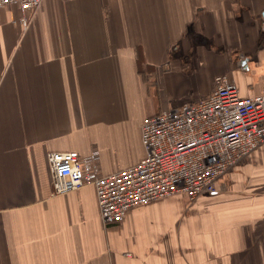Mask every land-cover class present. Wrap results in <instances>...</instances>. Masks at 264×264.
<instances>
[{
	"label": "crops",
	"instance_id": "0c3cea01",
	"mask_svg": "<svg viewBox=\"0 0 264 264\" xmlns=\"http://www.w3.org/2000/svg\"><path fill=\"white\" fill-rule=\"evenodd\" d=\"M263 11L264 0H42L24 29L15 5L1 7L0 264H264V144L216 193L153 200L111 224L91 184L54 194L46 160L95 149L112 173L142 158L144 116L207 95L215 75L262 92Z\"/></svg>",
	"mask_w": 264,
	"mask_h": 264
},
{
	"label": "built area",
	"instance_id": "2783aa9c",
	"mask_svg": "<svg viewBox=\"0 0 264 264\" xmlns=\"http://www.w3.org/2000/svg\"><path fill=\"white\" fill-rule=\"evenodd\" d=\"M42 0H0L15 5V21L27 28ZM242 59L240 60V62ZM143 157L103 173L98 151H48L54 194L94 187L104 224L120 222L128 209L174 195L195 200L217 191L218 179L264 144V90L242 96L225 74L196 101L146 115L139 124Z\"/></svg>",
	"mask_w": 264,
	"mask_h": 264
},
{
	"label": "rangeland",
	"instance_id": "374dc122",
	"mask_svg": "<svg viewBox=\"0 0 264 264\" xmlns=\"http://www.w3.org/2000/svg\"><path fill=\"white\" fill-rule=\"evenodd\" d=\"M242 160H243V159H242ZM242 160H241V161H242ZM241 161H240V162H241ZM240 162H239V163H240ZM239 163H238V164H239ZM236 165H237V164H236ZM236 165H235V166H236ZM235 166H233V167H235ZM233 167H232V168H233ZM227 172H229V170H228ZM225 174H226V173H225ZM225 174H224V175H225Z\"/></svg>",
	"mask_w": 264,
	"mask_h": 264
},
{
	"label": "water",
	"instance_id": "95a60500",
	"mask_svg": "<svg viewBox=\"0 0 264 264\" xmlns=\"http://www.w3.org/2000/svg\"><path fill=\"white\" fill-rule=\"evenodd\" d=\"M262 15H263V17H264V11L262 12Z\"/></svg>",
	"mask_w": 264,
	"mask_h": 264
},
{
	"label": "bare ground",
	"instance_id": "6f19581e",
	"mask_svg": "<svg viewBox=\"0 0 264 264\" xmlns=\"http://www.w3.org/2000/svg\"><path fill=\"white\" fill-rule=\"evenodd\" d=\"M211 90V89H210ZM143 157V156H142ZM104 171V170H103ZM106 173V172H105Z\"/></svg>",
	"mask_w": 264,
	"mask_h": 264
}]
</instances>
